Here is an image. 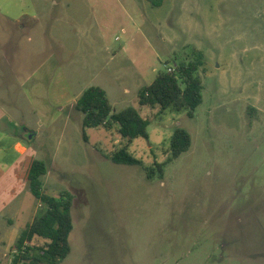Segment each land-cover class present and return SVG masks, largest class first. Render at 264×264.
<instances>
[{"label": "rangeland", "instance_id": "1", "mask_svg": "<svg viewBox=\"0 0 264 264\" xmlns=\"http://www.w3.org/2000/svg\"><path fill=\"white\" fill-rule=\"evenodd\" d=\"M22 10L40 14L32 31ZM198 59L193 116L139 104L159 72ZM93 85L114 111L137 108L148 138L84 127L74 100ZM177 127L192 144L170 159ZM124 146L140 164L113 161ZM34 159L44 191L73 196L60 264H264V0H0V264L45 210Z\"/></svg>", "mask_w": 264, "mask_h": 264}, {"label": "trees", "instance_id": "2", "mask_svg": "<svg viewBox=\"0 0 264 264\" xmlns=\"http://www.w3.org/2000/svg\"><path fill=\"white\" fill-rule=\"evenodd\" d=\"M161 6L166 0H147ZM201 59L175 63L173 70L159 72L154 80L138 93L142 106H160L161 109H188L191 116L203 102V82L198 74ZM83 112L84 127L104 126L114 129L123 140L133 141L138 136L148 138L149 121L137 108L126 107L114 111L107 92L101 86L88 87L75 103ZM32 135V134H31ZM192 144L190 132L177 127L170 139V159L189 150ZM116 163L140 164V159L122 147L112 156ZM48 162L34 159L28 171L32 194L44 205L45 210L36 215L20 232L16 253L11 264H60L71 252L70 234L74 228L73 196L69 192L51 195L42 189L41 177L48 172Z\"/></svg>", "mask_w": 264, "mask_h": 264}, {"label": "crops", "instance_id": "3", "mask_svg": "<svg viewBox=\"0 0 264 264\" xmlns=\"http://www.w3.org/2000/svg\"><path fill=\"white\" fill-rule=\"evenodd\" d=\"M29 19V22L26 21V19ZM40 14L39 13H31L29 14V12H26L25 10H22V12L20 13V15L16 18V22L19 23L20 25V29L22 27L24 28H30L29 31H32L35 27L38 26V22H39V19H40ZM25 20V21H23ZM80 96H78L74 102L76 103V101L78 100ZM30 168V167H29ZM29 223V222H28ZM26 226V225H25ZM22 231V230H21ZM7 235V234H6ZM5 235V236H6ZM8 236V235H7ZM19 236V235H18ZM17 236V238H18ZM17 240V239H16Z\"/></svg>", "mask_w": 264, "mask_h": 264}, {"label": "built area", "instance_id": "4", "mask_svg": "<svg viewBox=\"0 0 264 264\" xmlns=\"http://www.w3.org/2000/svg\"><path fill=\"white\" fill-rule=\"evenodd\" d=\"M171 70H172V68L169 69V71H171Z\"/></svg>", "mask_w": 264, "mask_h": 264}, {"label": "water", "instance_id": "5", "mask_svg": "<svg viewBox=\"0 0 264 264\" xmlns=\"http://www.w3.org/2000/svg\"><path fill=\"white\" fill-rule=\"evenodd\" d=\"M32 135L30 134V137H31Z\"/></svg>", "mask_w": 264, "mask_h": 264}]
</instances>
